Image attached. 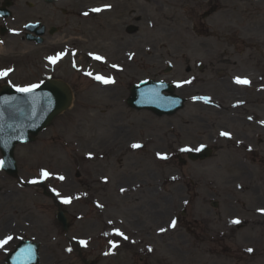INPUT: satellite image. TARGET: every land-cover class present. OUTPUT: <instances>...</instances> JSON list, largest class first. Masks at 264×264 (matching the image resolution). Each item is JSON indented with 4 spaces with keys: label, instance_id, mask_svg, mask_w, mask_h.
<instances>
[{
    "label": "rangeland",
    "instance_id": "1",
    "mask_svg": "<svg viewBox=\"0 0 264 264\" xmlns=\"http://www.w3.org/2000/svg\"><path fill=\"white\" fill-rule=\"evenodd\" d=\"M27 1L31 9L40 3ZM175 4L177 23L174 9L163 0L40 3L47 26L73 30L65 38L59 34L53 47L50 42L45 47L35 45L29 57L25 44L10 49L9 45L19 44L18 39H3L0 70L10 62L17 68L0 85L8 80L11 84L38 81V67L30 63L36 57L43 60L44 54L67 47L69 51L75 47L77 54L69 52L51 73H45L66 77L76 87L75 95L71 108L32 143L15 147L18 175L24 184L0 170V241L12 233L14 243L17 235L39 243V264H152L159 257L161 264H213L216 256L198 250L201 241L191 237L197 231H223L229 223L232 226L234 216L244 217L248 224L240 231L231 227L233 231L247 232V236L260 231L263 220L257 214L264 209V0H177ZM219 4L231 7L221 14ZM166 23L168 35H164ZM130 25L132 31L127 29ZM159 39L168 43L166 49L158 48ZM126 44L132 45V52L122 62L117 53ZM117 64L121 69L110 74ZM76 65L91 68V75ZM99 71L113 82L107 86L95 83L92 79ZM237 77L250 83L238 84ZM145 79L171 84L173 93L185 100L182 109L156 116L130 108L126 104L130 86ZM133 144L140 147L133 148ZM201 145L212 148L210 156L188 160V151L182 149L192 151ZM180 157L186 162L181 163ZM42 171L49 172V177L42 178ZM32 180L43 181L61 200L72 198L71 204L61 206L69 221L68 231L56 222L54 203ZM139 181L147 183L138 185ZM120 187L162 189L174 215L181 213L187 201V220L178 228L181 240H169V262L159 250L156 254L146 248H153V229L135 226L139 217L143 219L140 209L132 217L124 212L128 207L102 204L96 209L91 205L93 194ZM212 200L218 207H211ZM144 203L139 199L137 204ZM155 210L164 211L162 206L152 208L150 216ZM6 222L13 229L3 231ZM108 227L106 234L103 231ZM112 228H122L128 239L122 240L117 252L104 255Z\"/></svg>",
    "mask_w": 264,
    "mask_h": 264
},
{
    "label": "flooded vegetation",
    "instance_id": "2",
    "mask_svg": "<svg viewBox=\"0 0 264 264\" xmlns=\"http://www.w3.org/2000/svg\"><path fill=\"white\" fill-rule=\"evenodd\" d=\"M8 1L12 3L13 5L12 9L15 10V13L14 15H11V18H9L12 20H8V21L2 20L3 23H6L7 21L11 26L16 27L17 29L19 28L21 29L24 28V26L28 23L41 22L43 20L39 8L31 9L27 0H8ZM0 4H1V0H0ZM18 5L21 6L23 5V7L19 8ZM18 34L15 36L20 37L19 44L18 45L13 44L14 46H11L12 48L18 46V48L20 49L21 44H25L26 48H31V49L35 46L33 40L31 41L27 40V34H29L28 32L20 30ZM46 37L47 34L43 36V39L45 40ZM30 63H32L33 66L36 64L38 68H41V66H43L44 69V63L39 57L34 58ZM70 86L75 91L76 87L73 85ZM104 191L105 193H98L92 195L90 202L93 207L95 205L102 207V204L103 207L107 206V208L108 207L115 208L122 206L128 207V209L125 210L124 212L126 214H130V216L132 217L134 216V211L140 209V213H141L140 216H142L143 219L141 220L139 217L137 223H135V226L137 225V229H144L146 227L149 230L153 229V231L150 234L151 245H153L156 250H159V255H165V256L172 255L167 252V247L169 246V240H175L176 238H181V234H179L178 232H172L169 228V225L173 220L176 221L177 225H180L183 221V218L185 217V211L183 216H178L175 218L173 212L172 211L170 212L168 210V207L166 206L165 197L162 196V194H164L165 191L159 189L143 191L142 189L137 190L133 188L121 189V187L119 189L117 188L113 190H104ZM157 194L159 196V203H156V199L158 197V196L156 197ZM139 199L145 200V203L139 206L137 204ZM257 204L263 207V205L259 203ZM159 206H162L164 211L158 212L157 210H155V214H152L150 216V214L153 212L151 211L152 208H158ZM171 210H173L172 206H171ZM259 217L261 218V220H263L261 222L263 226L261 227L260 231H254L250 236H247V234H249L247 232H243L244 233L243 235H240V233L237 232L242 230L244 226L247 224V221H243V223H239L235 225V229L237 231H233L231 228L224 229L223 231L219 230L218 232L213 234L212 233L202 234L200 231H197L196 234L191 237L192 239H196V240L198 239L199 241H201L200 243L202 247H199V250L202 253L216 256V258L212 260L213 264H264V214ZM126 222L128 223L126 224ZM126 222L125 225L127 228L129 221ZM7 223L8 222H6L4 226H7ZM139 223L141 224L138 225ZM135 226L133 228V233L136 230ZM162 228L165 229V231H161ZM142 232L143 230H141V233ZM153 234L156 237H153L152 236ZM186 236L189 238V232L186 233ZM248 249H252V251H248ZM157 252L158 251H155L156 254ZM231 252H234L233 257L231 255ZM0 256H2V254H0ZM181 260L184 259L182 258ZM166 261L169 262V259H167ZM0 264H6L5 258L4 259L2 258V260H0ZM154 264H158V259L154 261Z\"/></svg>",
    "mask_w": 264,
    "mask_h": 264
},
{
    "label": "water",
    "instance_id": "3",
    "mask_svg": "<svg viewBox=\"0 0 264 264\" xmlns=\"http://www.w3.org/2000/svg\"><path fill=\"white\" fill-rule=\"evenodd\" d=\"M8 11L0 8V15ZM162 91L172 92V87L164 82L143 81L131 89L127 103L136 109H149L156 113L173 114L180 109L184 100L178 96L162 95ZM71 101V95L64 83L56 80L45 81L31 92H19L3 87L0 91V151L3 165L1 168L13 177L17 176L14 147L19 143L33 141L39 131L49 125L51 120ZM210 149H202L200 154H189V158L209 156ZM57 218L62 223L65 219L59 212ZM37 245L21 242L12 254L11 264H37Z\"/></svg>",
    "mask_w": 264,
    "mask_h": 264
},
{
    "label": "snow or ice",
    "instance_id": "4",
    "mask_svg": "<svg viewBox=\"0 0 264 264\" xmlns=\"http://www.w3.org/2000/svg\"><path fill=\"white\" fill-rule=\"evenodd\" d=\"M106 7H110V6H106ZM101 10H102V9H93V11H101ZM95 58L98 59V60H99V59H102V58L99 57V56H97V57H95ZM49 59L52 60V62H55L57 59H59V55H58L57 57H51V58H49ZM113 67H115V65H113ZM9 71H10V70L0 71V76H7ZM89 75H91V74L89 73ZM95 78H96L97 80L103 82V83H111V82H113L110 78H105V77H103V76H96ZM189 83H190V81H189ZM236 83H238V84H249L250 81H248L247 79H241V78L237 77V78H236ZM35 87H37V86H36V85H33V86L29 87V88H17V91H19V92H31V91L33 90V88H35ZM221 135H222V136H230V133H228V132H222ZM132 147H133V148H138V147H140V145H138V144H133ZM182 150H183V151H190L191 149H182ZM196 150L199 151L200 149H196ZM158 155H159V154H158ZM161 158H162V159H166L167 157H166V156H161ZM2 165H3V161H0V166H2ZM49 175H50V173L47 172V171H42V172H41V177H42V178H48ZM59 179L63 180L64 177L61 176V177H59ZM30 182H31V183H37L38 181H37V180H32V181H30ZM57 195H59V193H57ZM62 202H63V203H70V202H71V197L62 198ZM261 211H264V209H261ZM232 223L239 224L240 221H239V220H233ZM175 224H176V221L173 220V221H171L170 226H171V227H175ZM161 231H165V229L162 228ZM106 234H107V233H106ZM115 234H116L117 236H121V237H123V239H125V240L128 239V237H127L126 235H124V233L121 232L119 229H115ZM11 239H12V237L9 236V237H7L6 239L0 241V247H3V245L7 244ZM80 243L86 245V244H87V241H80ZM110 243H112V246H113V247H116V246H117L115 242L110 241ZM70 250H71V249H69V251H70ZM149 251H151V248H149ZM248 251H252V249H248Z\"/></svg>",
    "mask_w": 264,
    "mask_h": 264
},
{
    "label": "bare ground",
    "instance_id": "5",
    "mask_svg": "<svg viewBox=\"0 0 264 264\" xmlns=\"http://www.w3.org/2000/svg\"><path fill=\"white\" fill-rule=\"evenodd\" d=\"M163 2L165 3V4H167L168 6H171L172 7V9H174V15H173V17L175 18H173V21L175 22V23H177V21H178V16H177V11H176V4H175V2H177V0H163ZM229 7H231V5H225V4H219V10H220V13L222 14V13H224V12H226L227 11V8H229ZM168 25H167V23H166V27L164 28V35H168V27H167ZM218 27H219V25H217ZM187 28L186 27H184L183 28V31L184 30H186ZM206 31H208L209 32V29L206 27ZM157 44H158V48H161V49H166L167 48V42H164V41H162L161 39H159V40H157ZM205 45H203V47H204ZM132 45H128V44H126V46L125 45H122V46H120L119 47V53H117V56H118V60L119 61H122V62H124L126 59H127V57L128 56H130L131 55V52H132ZM0 49H1V47H0ZM147 50V49H146ZM120 51H122V52H120ZM152 51V50H151ZM152 56H154V55H152ZM151 57V56H150ZM121 69V66L119 65V64H117V65H115V67H114V70H112V71H109V73L110 74H112L113 72H116L117 70H120ZM11 75V74H10ZM10 75H8V76H10ZM241 124H243V123H241ZM260 129V127L258 126V130ZM139 183H140V185H142V184H146L147 182L146 181H139Z\"/></svg>",
    "mask_w": 264,
    "mask_h": 264
}]
</instances>
